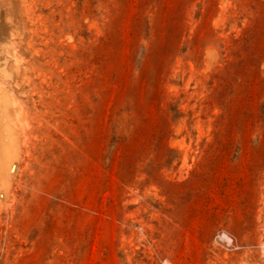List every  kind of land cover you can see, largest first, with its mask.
Listing matches in <instances>:
<instances>
[{
    "label": "rangeland",
    "instance_id": "obj_1",
    "mask_svg": "<svg viewBox=\"0 0 264 264\" xmlns=\"http://www.w3.org/2000/svg\"><path fill=\"white\" fill-rule=\"evenodd\" d=\"M0 100V264H264V0H0Z\"/></svg>",
    "mask_w": 264,
    "mask_h": 264
},
{
    "label": "bare ground",
    "instance_id": "obj_2",
    "mask_svg": "<svg viewBox=\"0 0 264 264\" xmlns=\"http://www.w3.org/2000/svg\"><path fill=\"white\" fill-rule=\"evenodd\" d=\"M0 108L1 109H3V110H6L5 108H6V103L5 102H3V101H1L0 100ZM9 113V112H8ZM4 131V130H3ZM7 131L9 132V130L8 129H6V133H7ZM1 135V134H0ZM2 136V135H1ZM5 136V135H4ZM9 136V134L7 133V137ZM6 137V136H5ZM3 137H0V139H2ZM9 141V140H8ZM2 143H5L4 142V139H3V141L2 140H0V144L2 145ZM4 146V148L6 149V145H2V147ZM6 174V173H5Z\"/></svg>",
    "mask_w": 264,
    "mask_h": 264
}]
</instances>
